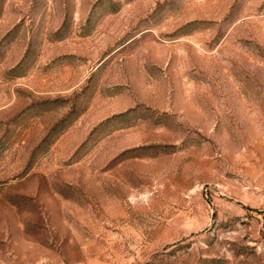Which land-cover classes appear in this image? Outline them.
Masks as SVG:
<instances>
[{
	"label": "rangeland",
	"instance_id": "374dc122",
	"mask_svg": "<svg viewBox=\"0 0 264 264\" xmlns=\"http://www.w3.org/2000/svg\"><path fill=\"white\" fill-rule=\"evenodd\" d=\"M0 264H264V0H0Z\"/></svg>",
	"mask_w": 264,
	"mask_h": 264
}]
</instances>
